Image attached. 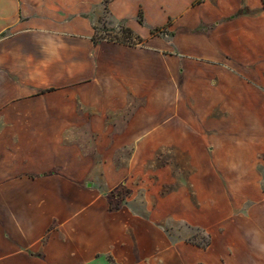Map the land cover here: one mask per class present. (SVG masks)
Returning a JSON list of instances; mask_svg holds the SVG:
<instances>
[{"label": "crops", "instance_id": "obj_1", "mask_svg": "<svg viewBox=\"0 0 264 264\" xmlns=\"http://www.w3.org/2000/svg\"><path fill=\"white\" fill-rule=\"evenodd\" d=\"M147 150L191 151L170 209L206 247L115 203ZM263 172L264 0H0V264H264Z\"/></svg>", "mask_w": 264, "mask_h": 264}, {"label": "rangeland", "instance_id": "obj_2", "mask_svg": "<svg viewBox=\"0 0 264 264\" xmlns=\"http://www.w3.org/2000/svg\"><path fill=\"white\" fill-rule=\"evenodd\" d=\"M126 27L119 25L116 29V34H111L112 37L118 36L123 39L122 32ZM104 35V34H101ZM232 140V139H231ZM85 143L89 145L90 136H86ZM106 145V142L104 143ZM111 145V144H110ZM109 145V146H110ZM106 150H103L105 153ZM131 150H111L109 154H114L115 158L119 159V162L125 161L128 154H131ZM197 155H202L203 151H195ZM145 164H134L128 168L124 166V169H129V178L131 180L132 190L134 195L126 197L127 189H130L128 185H118L114 192L116 193L115 203L117 205H125L132 207L135 212L141 213L145 218L150 217L147 210V201L151 206H157L159 198H161L162 213L157 217L159 226L162 233L167 237L170 244L175 243H190L198 247L209 242L210 235L207 229L189 224L184 220L177 218V215L173 211L171 212L169 201V195L172 191L182 186L179 182V174L177 167L172 163L180 161L181 159H191V151H145ZM212 155L215 156V152L211 151ZM108 155V154H107ZM123 168V167H121ZM264 173V172H263ZM99 187V182H90ZM264 186V181H263ZM191 194V204L195 207L201 205L214 206L216 201L214 199H207L202 201L201 198L196 196V193ZM199 194V193H198ZM188 196L189 193H188ZM185 199V197H182ZM214 216V215H213ZM212 222V221H211ZM120 257L115 253L99 254L94 257L91 261L86 262H72L70 264H120Z\"/></svg>", "mask_w": 264, "mask_h": 264}, {"label": "trees", "instance_id": "obj_3", "mask_svg": "<svg viewBox=\"0 0 264 264\" xmlns=\"http://www.w3.org/2000/svg\"><path fill=\"white\" fill-rule=\"evenodd\" d=\"M109 1L110 0H106L107 3ZM100 32L104 35L99 34ZM111 34H116V29H107V28L98 29L97 34L94 36V40L97 42L99 40L107 39V40L120 42V43H124V44H128V45H135V44H138L142 41L141 39L135 37L133 32L129 28H125L123 30V32H122L123 39H121L118 36L112 37ZM208 244H209V242H206L203 245H198V246L206 247Z\"/></svg>", "mask_w": 264, "mask_h": 264}]
</instances>
